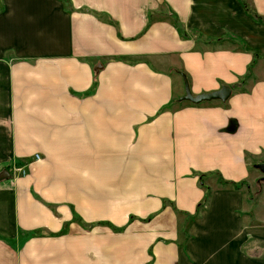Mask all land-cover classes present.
<instances>
[{
    "label": "crops",
    "instance_id": "0c3cea01",
    "mask_svg": "<svg viewBox=\"0 0 264 264\" xmlns=\"http://www.w3.org/2000/svg\"><path fill=\"white\" fill-rule=\"evenodd\" d=\"M258 163L264 0H0V264H264Z\"/></svg>",
    "mask_w": 264,
    "mask_h": 264
},
{
    "label": "water",
    "instance_id": "95a60500",
    "mask_svg": "<svg viewBox=\"0 0 264 264\" xmlns=\"http://www.w3.org/2000/svg\"><path fill=\"white\" fill-rule=\"evenodd\" d=\"M185 94L182 99L188 100L193 103H199L209 100H221L225 101L231 94V88L228 85H222L220 89L212 92H204L201 94L193 95L190 92L187 80H184ZM264 174V163H258L255 165ZM7 172V171H6Z\"/></svg>",
    "mask_w": 264,
    "mask_h": 264
},
{
    "label": "rangeland",
    "instance_id": "374dc122",
    "mask_svg": "<svg viewBox=\"0 0 264 264\" xmlns=\"http://www.w3.org/2000/svg\"><path fill=\"white\" fill-rule=\"evenodd\" d=\"M247 11L249 12V13H251L252 12V9L250 8V6H247ZM177 25V24H176ZM243 48H244V46H243ZM246 49H249V47H247L246 46ZM257 54H258V52H257ZM258 56H260L259 54H258ZM255 57H257V56H255ZM33 160H37V155H35L34 156V158H29V159H27V160H23V161H13L11 164H12V172H11V174L12 175H15V176H21V175H27L30 171H31V163H32V161ZM11 168V167H10ZM257 172H259V171H257ZM260 174V173H259ZM264 183V182H263ZM260 185H262L261 184V182H259V183H257L256 185H255V187H254V189L255 188H261L260 187ZM51 209H54V207L55 206H53V205H48ZM79 219V217L76 215V214H73V220H78ZM77 222V221H76ZM61 231H63V229L61 230ZM42 235L43 234V232H42V230H36V231H32V232H28V234L26 233L25 234V237H26V235L27 236H31V235Z\"/></svg>",
    "mask_w": 264,
    "mask_h": 264
}]
</instances>
